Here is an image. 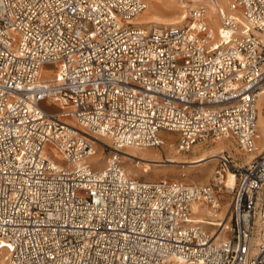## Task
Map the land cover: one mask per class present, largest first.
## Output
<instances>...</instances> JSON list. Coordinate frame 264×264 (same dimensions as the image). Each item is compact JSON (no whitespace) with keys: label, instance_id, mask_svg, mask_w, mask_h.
Masks as SVG:
<instances>
[{"label":"built area","instance_id":"1","mask_svg":"<svg viewBox=\"0 0 264 264\" xmlns=\"http://www.w3.org/2000/svg\"><path fill=\"white\" fill-rule=\"evenodd\" d=\"M210 2L217 35L206 5L186 25L146 27L132 22L146 0H0V260L264 264V150L244 162L218 154L208 185L122 166V150L160 148L162 132L179 135L182 153L225 139L258 152L264 0ZM95 138L113 143L100 170Z\"/></svg>","mask_w":264,"mask_h":264},{"label":"rangeland","instance_id":"2","mask_svg":"<svg viewBox=\"0 0 264 264\" xmlns=\"http://www.w3.org/2000/svg\"><path fill=\"white\" fill-rule=\"evenodd\" d=\"M146 1H147V9H146L147 11L142 15L146 16L149 19L151 18L155 22H159V23H161V25H164V26H168L171 21H180L181 20L180 16L182 14H187L189 16L190 15V9L192 8V4L194 3V1H191V3H189V0H186L182 4L179 0H172L173 3L177 4L173 8L174 10L173 9H166V10L163 9V11H160L159 9H156L153 6V3L151 2V0H146ZM196 3L198 4V2H196ZM219 3L220 2L218 0V5H219ZM227 4H228V0H227V3L225 5L224 9H227ZM197 6L200 7V6H202V4L199 3ZM207 8H208V6H207ZM211 19H213L214 22H212ZM208 20L210 23H212V26L215 28V29L214 28L212 29L213 33L217 35L219 33V30L215 26V22L220 23L218 16H216L214 14V12L211 13L209 11ZM188 22H189V19H188ZM188 22H186V23H188ZM186 23H183L182 25H186ZM150 25H156V24H150ZM58 75H59V70L56 69L55 67H46L45 68L44 78L53 80V79H56L58 77ZM45 103L48 106V102H45ZM49 105L55 106V104H53V103H49ZM56 111H60V109L57 108ZM258 132H259V126H258ZM171 134L175 135V137H174V143H175L174 149L176 151L177 150L176 142L178 140L179 135H177L176 133H171ZM171 134L166 133V132H162L160 134V136H162V138L164 139L166 144L160 148H153L154 150L156 149L162 154V161L163 162L162 163L161 162L160 163L155 162L153 164L150 163V165H151L150 167H152L151 173L144 174V173L139 171L138 178L141 180L150 181V182H154V181H158V180H169V181L178 180V181H181L184 183L194 182V183H197L199 185H208L209 183H212V181L216 177V171H217L216 169L218 168V161L217 162L216 161L211 162V163H214L215 165H213L211 168H208V169H207V167H205L204 165L199 164V163L198 164H190V165L167 163V160L171 156V154L169 153V146H168ZM102 141H103L104 145L102 144V148L99 147V149L96 151V155H99V153H102L104 158L100 162V164L102 163V164L106 165V163L108 162V159H110V157H111V150L109 149V146H112L113 143L108 138H107V140L102 139ZM93 142H94V144H96L95 141H93ZM222 142H225L224 143L225 145H224L223 150L222 149L220 151L218 150L219 154H221L222 152H225V153L228 152L237 161H239V162L245 161L247 155H244V156L241 155L240 151H238V149H237L235 142L233 140H228V139L218 140V141H208L207 143L198 144V145L194 146L197 148V151L195 153H194V147H193L189 153L180 152V154H178V155H180V157H182V159H183V157L190 158L192 156H199L203 153L204 150L211 149V148H214L217 146L219 148V146L221 145ZM259 145H260V142H259ZM95 149H96V145H95ZM45 153L48 157L52 158L56 162L63 164L62 157L59 156V154L52 147H49ZM122 166L123 167L125 166V164L123 162V158H122ZM200 170H204V172L201 173ZM230 196H231L230 194H227V196L224 200V205H227L226 203H228V201L230 200ZM228 207L229 206L227 205L226 206V213H227ZM7 253H8V250H5L4 254H7Z\"/></svg>","mask_w":264,"mask_h":264},{"label":"bare ground","instance_id":"3","mask_svg":"<svg viewBox=\"0 0 264 264\" xmlns=\"http://www.w3.org/2000/svg\"><path fill=\"white\" fill-rule=\"evenodd\" d=\"M193 1H194V3L192 4V7H196V5H198L199 3H201L202 5L205 4L209 8L208 14H209V11L211 13L214 12V14H216L215 13L216 8H214V6H213V4H211L210 0H193ZM151 2L153 3V6L156 9H159L160 11H163V9H165V10L166 9H173L175 7V5H177V4L173 3L172 0H151ZM196 2H198V4ZM219 2H220L219 8L226 11V9H224V7L227 3V0H219ZM180 18H181L180 21H171L169 23V25H182L183 23L188 22L189 16L187 14H182L180 16ZM211 20H212V22H214L213 19H211ZM132 22L134 24L143 25L146 27H149L150 24L161 25V23L155 22L151 18L149 19L144 15L138 16L137 18L133 19ZM210 26H212V25H210ZM215 26L217 27L218 30L221 27L219 22H215ZM260 97L261 98H260V101L258 103V110H257V115H258V120H259L258 121L259 132L261 133L260 145L258 146L259 147L258 152L247 155L245 161H251L252 159L255 158V156H257L259 153H261L262 150H264V89H263V92L261 93ZM48 108H50L51 111L54 113H58V114L62 113L61 111H56V109L59 108L56 104H55V106H51L48 103ZM65 120H67L72 125L76 126L77 128L81 129V127H79L72 118L68 117V118H65ZM174 137H175V135H173V134L170 135V140H169V144H168L169 153L171 154V156L167 160V163H170V164L175 163V164L190 165V164H198L199 163V164H202L205 167H207V169L211 168L213 165H215L214 163H211V162H215V161L217 162L218 161L219 151L221 149L223 150L224 145H225L224 144L225 142H222L221 145L219 146V148L217 146V147H214L211 149L204 150L203 153L199 156H192L190 158L183 157V159H182V157H180V155H178V154H180V152L177 150L175 151V149H174V146H175ZM102 139L107 140V138H101V139L99 138L97 140L95 138L96 151L99 149V147L102 148V144L104 145ZM109 149H112L111 146H109ZM196 151H197V148L194 147V153ZM121 155L123 158V162L125 164V166L123 167L125 172L134 178H136V177L138 178L139 171L144 173V174L151 173L152 167H150L151 166L150 163L153 164L155 162L156 163H160V162L162 163L163 162L162 161V154L156 149L152 150V149L127 148L126 150L125 149L122 150ZM103 158L104 157H103L102 153H99V155H96L95 158L93 159L94 167L96 169L100 170L101 168H104L109 163V159H108V162L106 163V165L102 164V163L100 164V162L103 160ZM200 172L202 173V172H204V170H200ZM235 183H236V176L234 173L230 172L228 175V178L225 180V184L227 185L228 188L232 189L235 186ZM199 209H200V207H198L196 205L194 206V212H197ZM225 215H226V208L222 211V213H220L218 215V217L223 218ZM204 216H208V215L206 213H204ZM209 219H211L210 222H212V223L217 221L213 218H209ZM209 219H207L203 216L202 217H200V216L199 217L198 216L193 217V220H195V221H200V222L202 221V222H206V223L208 222ZM0 264H7V263L4 261V259H2V260H0Z\"/></svg>","mask_w":264,"mask_h":264},{"label":"crops","instance_id":"4","mask_svg":"<svg viewBox=\"0 0 264 264\" xmlns=\"http://www.w3.org/2000/svg\"><path fill=\"white\" fill-rule=\"evenodd\" d=\"M227 206V205H226ZM226 206L223 208V210L226 208Z\"/></svg>","mask_w":264,"mask_h":264}]
</instances>
